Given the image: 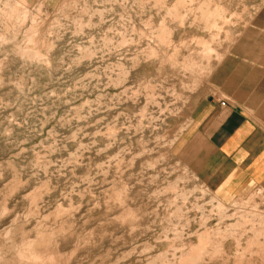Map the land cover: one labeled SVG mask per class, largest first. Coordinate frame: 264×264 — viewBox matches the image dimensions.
I'll use <instances>...</instances> for the list:
<instances>
[{"label":"rangeland","instance_id":"374dc122","mask_svg":"<svg viewBox=\"0 0 264 264\" xmlns=\"http://www.w3.org/2000/svg\"><path fill=\"white\" fill-rule=\"evenodd\" d=\"M235 51L264 0H0V264H264V193L181 159Z\"/></svg>","mask_w":264,"mask_h":264},{"label":"crops","instance_id":"0c3cea01","mask_svg":"<svg viewBox=\"0 0 264 264\" xmlns=\"http://www.w3.org/2000/svg\"><path fill=\"white\" fill-rule=\"evenodd\" d=\"M180 148L222 204L264 193V53L235 51L213 66Z\"/></svg>","mask_w":264,"mask_h":264},{"label":"bare ground","instance_id":"6f19581e","mask_svg":"<svg viewBox=\"0 0 264 264\" xmlns=\"http://www.w3.org/2000/svg\"><path fill=\"white\" fill-rule=\"evenodd\" d=\"M152 99V98H151ZM52 242V241H51ZM29 245V244H28ZM29 249V248H28ZM23 251V250H22ZM28 251V250H27ZM24 252V251H23ZM55 255V254H54ZM48 256V255H47ZM50 256V254H49ZM38 258V257H37ZM49 258V257H48ZM3 259V258H2ZM20 259V258H19ZM41 259V258H40ZM35 260V259H34ZM20 261V260H19ZM22 262V261H21ZM40 262V261H39ZM49 262V261H48ZM192 262V261H191ZM26 263V262H25ZM21 264V263H20ZM31 264V263H30Z\"/></svg>","mask_w":264,"mask_h":264},{"label":"built area","instance_id":"2783aa9c","mask_svg":"<svg viewBox=\"0 0 264 264\" xmlns=\"http://www.w3.org/2000/svg\"><path fill=\"white\" fill-rule=\"evenodd\" d=\"M222 105H223V103H222Z\"/></svg>","mask_w":264,"mask_h":264}]
</instances>
